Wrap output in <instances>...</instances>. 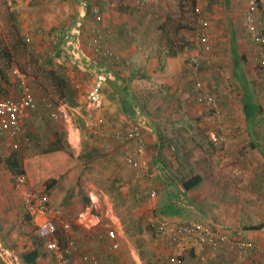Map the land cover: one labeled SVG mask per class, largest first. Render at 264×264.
I'll return each mask as SVG.
<instances>
[{"label": "crops", "instance_id": "obj_1", "mask_svg": "<svg viewBox=\"0 0 264 264\" xmlns=\"http://www.w3.org/2000/svg\"><path fill=\"white\" fill-rule=\"evenodd\" d=\"M13 1L11 16L23 23L25 29L21 33L28 40L38 42L35 46L41 49L47 67L58 69L55 63H61L62 58L67 59L68 67L72 65L71 69L78 75L83 68L89 73L85 78L89 79V85H98L101 108L96 113L104 119L105 126L98 134L87 129V92L77 90L75 123L67 125L65 141L75 149V155L81 151L83 136L90 140L89 149L93 153L101 152L93 166L100 171L99 175L106 178L109 188L99 184L94 177L86 182L100 196V202L113 209L110 201L115 193L122 200L133 199L137 205L135 218L137 222L142 220L140 227L146 223L152 235L153 243L150 244L154 253L163 257L164 254L176 256L177 262L173 264H253V260L259 264L256 255L239 258L231 251L212 254L207 250L206 253L188 250L193 257H187V250L174 252L165 249L152 230L162 218L189 219L264 247V133L252 132L259 121L257 119L264 117V105L258 104L256 96L259 93L255 90L252 94L249 88L251 81L244 75L242 79L239 77L244 85L239 102L234 93L228 92L227 82L222 79L225 69L229 70L225 73L229 77L245 70V66H240L244 58L239 56L241 45L238 44L239 40L245 42L242 39L245 36L246 41L252 44L259 62L257 73L264 81L262 55L242 26L249 0H156L142 12L143 15L135 12L132 0ZM257 4L258 17L264 20V0H257ZM93 8L99 10V20L91 14ZM185 10L191 12V28L182 26L183 19L189 21L184 16ZM157 15H161V20H154ZM179 15L182 18L177 19ZM173 17L174 20H168ZM199 19L207 20L209 25L206 34L208 46L204 48L195 45L196 34L201 29L197 32L194 27L198 26ZM168 23L178 25L176 33L185 41L184 46L176 51L165 43L164 26L167 27ZM94 28L111 31L109 39L102 42L100 51L82 46ZM68 32L82 46L78 54L83 59L79 62L77 58L75 62L71 60L63 52L65 48L57 46L61 35ZM261 33L264 36V27ZM247 47L251 49V45ZM109 49L120 57L117 62L101 56L103 50ZM55 54L64 56L54 58ZM124 61L126 64L122 63ZM194 62L199 64V78L204 90L215 96L221 106L230 128L227 137L222 131L224 127L221 129L211 123V113L195 100L191 75ZM14 72H19L17 91L20 93V76H26L17 69ZM77 74L68 80V87L72 86L74 79L79 81L81 75ZM87 82L79 84L80 87ZM252 83H255L254 79ZM32 114L33 119L36 118L33 112L26 118V124L31 128L34 125ZM121 116L136 121L142 127L144 160L150 174L147 180L137 178L122 161V148L113 136L115 132L123 131L119 124ZM79 169L81 167H75V200L86 184V175H81ZM236 171L240 172L239 176L235 175ZM72 175L74 172L68 178ZM87 178L90 177L87 175ZM92 183L102 185L104 189H98ZM184 185L191 187L186 189ZM84 206H75V217ZM147 215L148 218H144ZM79 232L85 235L75 222V234ZM121 233L123 238V231ZM86 236L84 241L80 240L81 249L84 246L90 248ZM119 243L121 246V240ZM96 251L105 260L112 261L117 257L104 244H100ZM12 254L11 249L0 244V264H14L16 259ZM132 255L134 263L139 264L134 252ZM177 255H184L183 260L178 261ZM75 264L81 263L76 259Z\"/></svg>", "mask_w": 264, "mask_h": 264}, {"label": "rangeland", "instance_id": "obj_2", "mask_svg": "<svg viewBox=\"0 0 264 264\" xmlns=\"http://www.w3.org/2000/svg\"><path fill=\"white\" fill-rule=\"evenodd\" d=\"M12 3H14L13 0L11 4ZM10 8H12V6L8 5L7 0H0V50L2 51L5 49V51L9 53V58L0 56V70L4 76L3 79L0 75V99L6 97L16 98L19 95L17 91V87L19 85V76L14 72V70L17 69L26 76L25 82L31 87V91L37 100V106L39 108L33 112L36 118L33 119L34 116L32 114V121L34 122V125H32L33 127L31 128L30 125L27 126L28 124H26L28 141L22 145H16L10 140L0 141V151L2 154H10L12 158L14 157V159L19 162L22 170L26 172L25 174L27 175L31 185L44 194L48 205L51 208L60 210L63 218L73 224L72 229L67 234H65V236L69 239L84 241V236H86V234L83 235L81 232L75 234V206L78 205L81 208L82 206L87 205L88 192L92 189L86 182L92 177L99 180V184L101 183L106 188H109V183L106 178L103 175H99L100 171L93 166L97 161L95 159L99 157L101 152L93 153L91 149H89L90 140L86 137L84 138L83 136L81 151L78 155H75V149L71 148L70 145H68L65 141L68 124L63 121L62 117L51 120L42 105L44 100H49L54 103H65V99H67L68 96H61L60 85L58 81L60 79L65 80V84L69 85L68 80L71 79L73 74L75 76L77 73L75 70L71 69V64L70 68L68 67L69 63L67 59L65 60L63 58L61 63H55L58 66V69L47 67L45 65L46 58L41 55V49H37L35 46V44L38 42L36 40L35 42L31 39L28 40V37L21 33L24 31L25 26L23 23L18 22L16 17L13 18L11 16L13 11ZM185 13L186 14H184V16L189 18V21H185L183 19L182 26L191 28V24L193 23V20L191 19V12H187V10H185ZM139 15L143 14L140 13ZM182 17L179 15L177 19ZM154 20H161V15L155 16ZM168 20H174V17L173 19L168 18ZM263 21V18H261L262 27H264ZM203 23H206L205 33L207 34V27H209V25L205 19H199L198 26L194 28L198 32L200 29H203ZM242 26L245 30V22H243ZM177 27L178 25L174 23H168L167 27L166 25L164 26L166 29L165 43L170 49L175 51L178 50V48L183 47L185 44V41H182L176 33ZM242 39H244L245 42L240 40L238 42V44L241 45L239 56L244 58L242 60L243 63H241L240 66H245V70L243 73L239 70L237 71L236 75L234 74V77H229L225 74L226 72H229V70L225 69L222 79L227 82L225 87H227L228 92L232 94L234 93L235 97H238L237 101L239 102L241 92L244 89V85L239 77L242 79L244 75L246 80L248 78L249 81H251L250 83L249 81L247 82L249 83V88L251 89L252 94H255V90L259 93L256 96V101L259 102L258 104L264 105V81L260 74L257 73L259 62L253 51L252 44L246 41L245 36H243ZM88 40L86 43L84 41V44L82 42V46L93 49L87 44ZM247 45H251V49H249ZM57 46H59L60 49L65 48V50L63 49V52L67 55V57L69 56L71 60H74V62L75 58H77L76 61L83 59L82 57H79L78 54V52L81 50L80 47L82 46L78 40L75 42V36L71 35L70 32L61 35V40H59ZM60 54H55L54 58L57 56H64ZM68 71L73 72V74L69 73ZM79 72H81L79 75L77 74V76L81 75L79 81H75L74 79L72 86H67L66 88V90L70 91L74 101L75 93L77 94V90H79L74 86H80L79 84L84 85V83L89 80L85 79L89 73L84 71V68L82 70L80 69ZM253 79L255 80V83H252ZM192 83H194V81H192ZM248 83H246L245 86L246 90ZM89 84L90 83L87 82V85ZM222 108L224 111V107ZM69 109L75 110L74 107H70ZM74 110L69 112V115L73 113V125L75 123ZM224 113L226 112L224 111ZM257 120L259 121L255 123L256 126L252 132L257 131L258 134H263L264 117H261V119ZM31 130L32 132L30 133ZM229 131L230 128L228 127L225 120V137L230 135ZM236 133L238 136H240L238 130ZM55 139L60 140V145L63 146L64 150L58 153L56 152L55 154H44L46 150L51 148V145L53 142H55ZM86 163H92V165L88 166ZM75 167H81V169L83 168V172H81V169H79L80 174L86 175V180L84 181L86 184L83 185L84 187L79 190L76 200ZM40 169L41 172H38ZM72 172H74V175H72L71 178H68V175ZM9 173L11 172L6 167V164L2 165L0 162V244L4 248L11 249L13 253L12 255L16 259V263L14 262V264H26L21 259L22 254L31 251L33 249V242L38 241L39 239L36 236L35 226L32 220L24 212L23 200L20 194L15 191L14 181L11 177V174ZM12 174H14V172H12ZM87 175L90 177L89 179L87 178ZM51 179H56V184L52 189L47 190L46 184H48ZM92 184L98 189H104L102 185L99 186L97 183ZM114 192L115 188H113V193ZM134 199L136 200V196H134ZM110 204L111 206L113 205V213L119 220L123 231V238L120 239L121 247L116 253H114V256L117 255V259L115 257L113 258L115 261H118L117 264H135L134 257L132 255L133 252L134 256L136 258L138 257L140 262L139 264H173L167 259L166 254H164L163 257L160 256V254L156 255L157 253H154L152 245L150 244L153 243L152 235L150 234L146 223L140 227L141 225L139 222L142 220L140 219L141 221L137 222V219L135 218V210L137 205L133 199L122 200L121 196H118V193H115L114 196H111ZM146 217L148 218V215L144 216V218ZM42 245L43 244L41 243L40 252H45ZM185 253L187 257H193V255H191L188 250ZM184 255H177L178 261H181V259L184 258ZM110 261L111 260L107 258V263ZM49 262L50 259H48L46 262L44 260H40L38 261V264H50ZM252 262L255 264L254 260ZM176 264H181V262Z\"/></svg>", "mask_w": 264, "mask_h": 264}, {"label": "built area", "instance_id": "obj_3", "mask_svg": "<svg viewBox=\"0 0 264 264\" xmlns=\"http://www.w3.org/2000/svg\"><path fill=\"white\" fill-rule=\"evenodd\" d=\"M155 1L132 0L133 8L136 13H142L154 5ZM7 2L10 6L12 0H7ZM91 12L94 18L99 20V10L93 8ZM257 13V0H249L244 22L250 41L262 55L261 73L264 78V36L261 33L262 22ZM203 26V29L195 37L196 45L199 48L208 46L206 45V23H203ZM110 36L111 31L108 28H95L87 44L94 50L100 51L102 42L109 39ZM101 56L116 62L120 59L110 49L103 50ZM122 63L126 64V62ZM199 69V64L194 62L191 66V75L196 92L195 100L211 113L210 122L222 129L225 126V116L217 98L204 90L199 78ZM15 73L19 75V72ZM20 81L21 90L16 98L0 99V141L10 140L16 145H22L28 141L26 118L37 109L38 105L31 87L25 82V77L20 76ZM77 89L87 92L86 127L93 134H98L105 126L104 119L98 115V112L96 113V110L101 108L98 85L86 84L82 87L77 86ZM42 105L52 119L61 116L66 124L73 126V113L69 115V112L74 109H69L70 107L66 103L60 102L55 105L52 101L44 100ZM119 124L123 127V131L116 132L114 138L121 145L122 161L134 171L137 178L147 180L150 174L144 160L145 146L142 127L136 121L125 116L119 117ZM7 156L8 154H2L0 151V162L5 164ZM235 175L239 176L240 172L236 171ZM11 177L15 189L23 200L25 214L32 220L37 237L43 241L45 253L51 257L50 264H75L76 259L81 264H117L115 260L107 263V260L96 254L100 244L106 245L110 253H116L121 247L119 240L122 237V227L119 220L112 208L100 202V196L89 190L87 205L76 214V225L89 238L91 248L84 246V249H81L80 240L69 239L65 236L72 229L73 224L63 218L60 210L48 205L44 194L31 185L27 175L14 173L11 174ZM153 195L154 193L151 194V197ZM152 230L153 234L164 244L165 249L169 251L194 250L198 253H204L207 250L212 254L231 251L239 258L253 254L258 256L259 264H264V247L253 241L235 238L228 232L199 221L162 218L156 222V225H153ZM171 255L167 254L166 257L170 262H174L176 256L172 257Z\"/></svg>", "mask_w": 264, "mask_h": 264}, {"label": "trees", "instance_id": "obj_4", "mask_svg": "<svg viewBox=\"0 0 264 264\" xmlns=\"http://www.w3.org/2000/svg\"><path fill=\"white\" fill-rule=\"evenodd\" d=\"M0 56H5V57L9 58V53L6 52L5 49H3L2 51L0 50ZM235 65H237V63ZM0 75L2 78L4 77L2 75L1 70H0ZM58 83L60 85L61 96H64V95L68 96L67 99H65V103L69 107H75L76 103L73 100V96L71 95L69 90H66L67 85L65 84V80L60 79L58 81ZM66 91H67V93H66ZM57 104L58 103H55V105H57ZM38 108L39 107L37 106V109ZM248 109H249V107H248ZM44 110L46 111L47 115L49 116V118L51 120H55V119H52L50 117L49 112L45 108H44ZM59 118H61V116H59L57 119H59ZM115 134H116V132L113 134V136H115ZM114 140L120 145V143L117 139H114ZM63 150H64V148H63V146L60 145V140L55 139V142L52 143L51 148L46 150L44 154H55L56 152L58 153V152L63 151ZM5 164H6V167L9 169V171L11 172V174H12V172H14V173H26V172H24V170H22L21 166L19 165V162L17 160H15L14 157L12 158V156H10V154H8V156L5 158ZM38 172H41V169ZM55 184H56V179H51L50 182H48V184H46V189L47 190L52 189L55 186ZM192 185L195 186V184H192ZM184 187L186 189H189V187H191V186L190 185H184ZM252 228L258 229V227H252ZM38 239H39L38 241L33 242V249L31 251L22 254L21 259L24 263H26V264H38V261H40V260H44L46 262L48 259L51 258L45 252H40V246H41V243L43 244V241L40 238H38Z\"/></svg>", "mask_w": 264, "mask_h": 264}, {"label": "clouds", "instance_id": "obj_5", "mask_svg": "<svg viewBox=\"0 0 264 264\" xmlns=\"http://www.w3.org/2000/svg\"><path fill=\"white\" fill-rule=\"evenodd\" d=\"M37 236V235H36Z\"/></svg>", "mask_w": 264, "mask_h": 264}]
</instances>
